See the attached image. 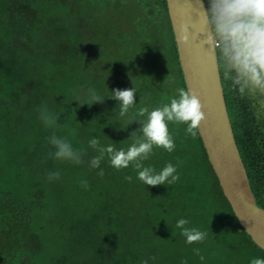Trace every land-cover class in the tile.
<instances>
[{
	"label": "trees",
	"instance_id": "obj_1",
	"mask_svg": "<svg viewBox=\"0 0 264 264\" xmlns=\"http://www.w3.org/2000/svg\"><path fill=\"white\" fill-rule=\"evenodd\" d=\"M128 3L138 17L128 15ZM222 84L250 187L264 209V106ZM132 87L134 104L120 117L111 91ZM179 87L187 89L166 0H0V264L264 259L225 198L198 130L186 136L182 124L169 122L174 149L154 148L143 161L156 170L175 165L171 185H144L131 163L117 170L107 157L89 167L100 147L126 150L142 135L138 110L166 103ZM89 88L102 99L93 102ZM45 108L57 125L42 121ZM53 134L81 151V163L50 155ZM52 171L60 176L49 181ZM179 218L205 232L204 240L186 244Z\"/></svg>",
	"mask_w": 264,
	"mask_h": 264
},
{
	"label": "clouds",
	"instance_id": "obj_2",
	"mask_svg": "<svg viewBox=\"0 0 264 264\" xmlns=\"http://www.w3.org/2000/svg\"><path fill=\"white\" fill-rule=\"evenodd\" d=\"M188 3L195 11V24H179L178 46L187 47L190 38H197L198 47L203 50L215 72L222 74V79L228 81L241 97L255 96L257 105L264 106V0H188ZM135 93L134 87L112 89L110 98L119 102L120 117L128 115ZM87 96L93 102L102 99L94 88L87 90ZM201 108L200 100L194 93L184 87L177 88L166 103L151 110L147 107L138 110L143 118L140 127L142 135L134 139L126 150L114 149L110 144L100 147L98 154L88 162L89 167L99 168L101 161L107 157L108 164L117 170L127 168L131 163L138 170L137 178L144 185L173 184L178 179L175 165L167 162L156 170L152 166H145L143 161L148 159L154 148L168 152L174 149L169 122L182 124L186 136H195L204 119ZM40 118L46 125H57V115L49 113L46 108L42 109ZM48 140L54 148L50 152L53 158L81 163V151L74 149L66 138L53 134ZM97 145V139L88 140V146L92 149H97ZM99 175H103V169ZM59 176V171H52L47 174V179L51 181ZM125 179L131 180L132 177ZM80 183L87 187L86 180ZM175 224L185 237L186 244L201 242L206 237L205 232L186 227V218L177 219ZM193 251L200 260L204 259L198 248ZM141 264H148V261L144 260ZM250 264H264V259L254 258Z\"/></svg>",
	"mask_w": 264,
	"mask_h": 264
},
{
	"label": "water",
	"instance_id": "obj_3",
	"mask_svg": "<svg viewBox=\"0 0 264 264\" xmlns=\"http://www.w3.org/2000/svg\"><path fill=\"white\" fill-rule=\"evenodd\" d=\"M166 3L186 87L202 105L204 119L198 132L209 162L239 224L264 251V209L257 205L250 187L234 136L221 74L208 63L197 38H190L187 47L178 46L179 24H195V11L188 0H166Z\"/></svg>",
	"mask_w": 264,
	"mask_h": 264
},
{
	"label": "rangeland",
	"instance_id": "obj_4",
	"mask_svg": "<svg viewBox=\"0 0 264 264\" xmlns=\"http://www.w3.org/2000/svg\"><path fill=\"white\" fill-rule=\"evenodd\" d=\"M126 11H127L128 15L131 16V17L136 18V17L139 16V15L133 10V6H132L130 3H128V4L126 5Z\"/></svg>",
	"mask_w": 264,
	"mask_h": 264
}]
</instances>
